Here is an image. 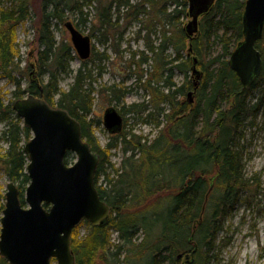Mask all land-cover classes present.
<instances>
[{"label":"trees","instance_id":"16d2710c","mask_svg":"<svg viewBox=\"0 0 264 264\" xmlns=\"http://www.w3.org/2000/svg\"><path fill=\"white\" fill-rule=\"evenodd\" d=\"M245 1L215 0L200 16L198 32L189 41L183 26L188 17L186 0H86L81 4L76 0H40L37 14L33 13V0H0V79L13 85V100L7 103L0 91V140L6 144L0 148V173L15 183L24 205L29 178L23 145L31 133L12 109V102L27 93L42 95L49 105L67 110L79 122L83 140L98 155L94 184L110 208L109 221L104 226L82 221L72 230L74 264H229L222 259L219 235L242 195L254 183L256 188L259 184L255 177L246 176L242 142L245 128L255 125L264 97V30L256 42L262 69L254 82L242 89L228 66L230 53L242 39ZM92 3L93 19L104 39L116 34L120 20L124 29L139 24L136 36L140 38L144 31L145 51H131L128 66L138 70L150 61L149 69L143 71L148 74L143 85L154 97L159 94L157 103L166 106H154L163 119L157 121L145 103L122 105V129L110 135L104 147L94 133V126L101 121L91 117L95 78L87 64L106 60V53L95 52L92 46L90 57L80 61L73 82L63 90L60 75L71 72L70 62L76 53L67 41L57 42L53 31V23H63L66 13L82 15L83 5ZM27 21H32L34 28L30 44L36 53L29 57L35 58L38 86L35 82L22 85L16 31ZM114 51L119 53L116 47ZM193 57L201 72L198 79L191 72ZM26 69H31L30 63ZM173 69L183 75L180 85L172 81ZM159 88L166 93H160ZM256 88H261L262 95L252 102L251 91ZM108 90L116 102H122L125 90L115 86ZM189 90L192 102L185 100ZM126 114L136 115L145 124L154 123L157 135L148 139L126 130ZM113 149L122 157L116 168L109 162ZM69 154L65 164H69ZM1 189L0 185V199L4 200ZM84 223L88 230L80 237L78 230ZM111 231L116 232L117 243L110 242ZM195 248L193 261L183 262ZM0 264L8 263L0 257Z\"/></svg>","mask_w":264,"mask_h":264},{"label":"water","instance_id":"95a60500","mask_svg":"<svg viewBox=\"0 0 264 264\" xmlns=\"http://www.w3.org/2000/svg\"><path fill=\"white\" fill-rule=\"evenodd\" d=\"M186 1L190 20L185 31L191 41L198 32L199 17L215 0ZM64 26L78 58L87 60L91 54V37L82 34L70 21ZM241 26L242 39L230 53L228 66L245 89L262 69V55L256 42L264 30V0L245 1ZM191 51L189 43L188 54ZM196 65L193 57L191 72L198 79L201 72ZM191 95L192 91L188 93L189 102L193 101ZM12 109L32 135L23 145L29 183L24 205L20 203L15 183L8 181L5 187L0 217V257L8 264H52L53 261L74 264L70 247L72 230L81 221L92 226H104L109 221L110 208L100 199L94 184L98 155L83 140L79 122L67 110L50 106L42 95L27 94L15 99ZM102 124L109 134H116L122 129L123 119L110 106L103 111ZM68 152L76 156L70 165L64 161ZM195 250L185 255L183 262L191 263Z\"/></svg>","mask_w":264,"mask_h":264},{"label":"rangeland","instance_id":"374dc122","mask_svg":"<svg viewBox=\"0 0 264 264\" xmlns=\"http://www.w3.org/2000/svg\"><path fill=\"white\" fill-rule=\"evenodd\" d=\"M40 0H33V13H38ZM84 3L86 0H76ZM94 3L83 5L82 15L80 12L66 13L67 17L63 23L54 22L53 31L57 42L67 41L71 46L70 34L65 28L64 23L70 21L75 28L84 35H89L92 39V46L95 52H105L107 59L99 61L94 59L93 62H88V67L93 69L92 74L95 78L93 84L94 91L92 118L100 120V125L94 126V133L101 147H104L110 139V134L104 129L102 125L103 111L113 106L119 111L122 105H129L132 103L140 104L145 103L148 106V110L153 112L152 118H157V121H163L155 110V107L161 105L166 107L164 103L159 104V94L153 96L152 91L144 87L143 83L148 76L143 72L149 69L150 61L146 65H142L138 70L133 66H128V60L131 51H145V44L143 37L144 31L141 32L140 38H137L136 31L139 28V24L133 23L129 28L124 29L122 27V21H119L121 27L116 28V34H107L104 39L101 31L98 30L97 22L93 19L94 16ZM94 20V24L92 23ZM190 18L186 17L183 21V26L189 22ZM119 32H123L120 36ZM34 36V28L32 21H27L24 24L17 27L16 42L20 52L21 64L20 72L22 75V85L31 80L39 79L37 76V67L32 69H26L27 65L33 62L35 58L29 57L36 47L32 44ZM119 37L121 39H119ZM153 39V37H152ZM119 50V53L114 51V48ZM169 53L170 50L168 51ZM31 53V54H30ZM34 52V56H35ZM150 55L149 53L145 52ZM80 66V60L76 57L70 62V73L61 74L59 78V87L63 90H67L73 82V75ZM199 71L200 69L197 68ZM139 76L140 79L138 78ZM46 79V76H43ZM139 79V80H138ZM183 75L178 70L173 69L172 81L176 85H180L183 81ZM158 87H161L158 84ZM115 86L126 91L122 102H116V98L111 95L108 87ZM13 85L8 83L5 78L0 79V91L4 94V101L7 103L13 100L11 91ZM166 93V90L159 88L158 90ZM191 90H189L190 92ZM157 92V91H156ZM188 92V93H189ZM113 93V92H112ZM114 94V93H113ZM117 92L115 91V95ZM252 102L262 95L261 88H256L251 91ZM117 96V95H116ZM112 99V100H111ZM185 100L189 101L188 96H185ZM157 103V104H156ZM156 104V105H155ZM144 117V116H141ZM126 130H132L136 134L146 135L148 139L154 138L158 133V128L154 123L145 124L140 119L133 117L132 114H126ZM254 126L245 128V139L242 142L245 154V172L248 178L255 177L259 183H254L248 192H245L241 197V202L236 206L235 210L228 217L224 224V231L220 233L219 238L223 240V246L221 251L222 259L229 264H264V97L262 104L259 107V112L254 119ZM3 129V124H0V133ZM6 144L0 140V148H5ZM69 164H72L76 160V156L71 153L68 155ZM121 153L118 149L110 150L109 162L118 167L121 161ZM108 172H112L108 169ZM8 183L6 176L0 173V185L1 192H5V187ZM5 200L0 199V205H4ZM2 212H0V217ZM88 230L87 224H82L79 227V236H85ZM140 237V236H139ZM110 242L117 243V234L114 231L110 233ZM55 264V263H52Z\"/></svg>","mask_w":264,"mask_h":264},{"label":"flooded vegetation","instance_id":"af4514ba","mask_svg":"<svg viewBox=\"0 0 264 264\" xmlns=\"http://www.w3.org/2000/svg\"><path fill=\"white\" fill-rule=\"evenodd\" d=\"M30 54H31V53H30ZM30 66H31V69H32L33 67H35V66H34V62H31V63H30ZM37 76H38V75H37ZM28 82H31V83L35 82L37 86H38V84H39V83H38V79H36V80H35V79H31V81H28ZM27 94H29V93H27Z\"/></svg>","mask_w":264,"mask_h":264}]
</instances>
